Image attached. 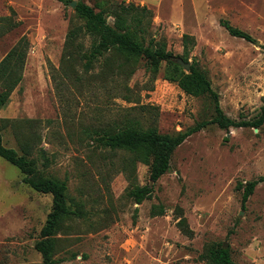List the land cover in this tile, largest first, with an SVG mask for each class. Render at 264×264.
<instances>
[{"label":"rangeland","instance_id":"obj_1","mask_svg":"<svg viewBox=\"0 0 264 264\" xmlns=\"http://www.w3.org/2000/svg\"><path fill=\"white\" fill-rule=\"evenodd\" d=\"M124 1L152 10L147 41L164 43L173 55H183L182 36H192L188 62L207 75L226 116L236 122L258 116L264 0ZM221 20L254 42L231 36ZM73 23L81 24L74 8L60 0H0V63L20 39L28 41L22 80L0 109L3 144L33 160L37 176L66 181L75 212L58 228L57 264H207L212 246L229 248L234 264H264V183L244 206L239 188L264 176V124L229 130L209 124L194 133L174 151L152 198L137 204L129 192L151 184L153 157L130 165L129 152L111 151L84 132L136 123L174 135L212 120L213 102L165 80L164 62L155 76L141 59L128 78L106 77L104 58L89 71L90 80L79 66L69 74L64 51ZM82 43L86 52L91 40ZM22 180L0 157V264L43 261L35 245L53 197ZM154 206L164 213L153 215ZM181 219L191 235L178 226Z\"/></svg>","mask_w":264,"mask_h":264},{"label":"trees","instance_id":"obj_2","mask_svg":"<svg viewBox=\"0 0 264 264\" xmlns=\"http://www.w3.org/2000/svg\"><path fill=\"white\" fill-rule=\"evenodd\" d=\"M60 1L65 4L71 2L69 0ZM74 12L75 20L81 24L73 23L66 37L64 63L68 64L69 74L76 75L75 67L79 66L83 68L84 74L88 75L90 80L93 75L89 74V71L93 69L94 64L104 58L103 67L106 77L111 75L113 78H128L135 72L141 59H146L149 62L150 71L155 76L164 62L166 64L165 80L177 84L189 96H208L214 105L215 115L212 120L197 123L185 132L174 135L160 133L154 127L143 129L136 123H128L123 127L107 124L104 127L84 132L88 137H95L101 146L111 151L129 152L133 156L130 165H134V160L147 162L150 157H153L150 171L151 184L137 185L129 192L137 204L152 198L154 185L168 172L174 151L194 133L201 131L209 124H216L224 130H229L232 127L259 129L264 124V99L256 118L251 121L236 122L226 116L221 109L219 95L213 90L207 75L193 64L190 71L185 72L184 68L176 62L178 58L188 62L189 45L194 42L192 36L188 34L182 36L183 55H173L167 51L164 43L157 42L153 38L147 41L154 16L149 7L124 0H93L92 4H88L84 0H77ZM109 17L113 18L112 23L109 22ZM220 24L231 36L247 42H254L249 33L232 26L229 21L221 20ZM16 25L17 23L13 22L8 28L11 29ZM8 28L5 26L2 31L8 30ZM87 37L91 40L90 48L86 52H82V41ZM27 50L28 41L26 38H22L0 63V82L2 81L0 109L7 104L11 92L22 80ZM0 157L21 171L23 183L29 185L36 192L52 195V210L41 229L40 240L36 243L35 248L42 256L41 264H57L58 261L54 255L58 228L66 218L75 214L68 205L66 181L37 176L34 161L19 155L12 148H7L3 144L1 132ZM260 183H264V176L258 177L245 186L239 185V188H243V206ZM163 213V206H154L152 209L153 215H162ZM178 226L185 234H192L185 219H181ZM205 260L207 264H234L229 248L222 246L210 247L205 255Z\"/></svg>","mask_w":264,"mask_h":264},{"label":"water","instance_id":"obj_3","mask_svg":"<svg viewBox=\"0 0 264 264\" xmlns=\"http://www.w3.org/2000/svg\"><path fill=\"white\" fill-rule=\"evenodd\" d=\"M70 4H71V6H72L73 8H75V6H76V2H75V1H71ZM176 62H177L179 65H181V66L184 68V70H185L186 72H189V71H190L191 64H190L189 62H185V61H184L183 59H181V58H178V59L176 60Z\"/></svg>","mask_w":264,"mask_h":264}]
</instances>
